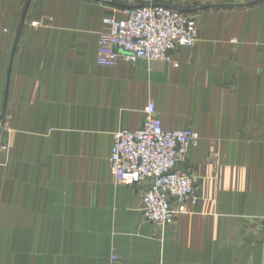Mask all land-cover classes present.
<instances>
[{
  "label": "crops",
  "instance_id": "0c3cea01",
  "mask_svg": "<svg viewBox=\"0 0 264 264\" xmlns=\"http://www.w3.org/2000/svg\"><path fill=\"white\" fill-rule=\"evenodd\" d=\"M253 1L167 0L195 13L194 44L106 67L104 18L126 4L0 0V264H264V1L195 10ZM148 102L199 134L182 164L197 201L164 226L110 173L113 133Z\"/></svg>",
  "mask_w": 264,
  "mask_h": 264
},
{
  "label": "built area",
  "instance_id": "2783aa9c",
  "mask_svg": "<svg viewBox=\"0 0 264 264\" xmlns=\"http://www.w3.org/2000/svg\"><path fill=\"white\" fill-rule=\"evenodd\" d=\"M100 1L127 6L125 18H104L108 30L98 38L96 62L100 66L113 67L139 58L170 62L178 46L195 42L194 14L174 9L167 0ZM144 113L137 129L113 133L110 173L116 182L140 188L142 220L164 226L172 224L177 214L187 213L197 201L194 179L182 164L199 134L188 127L164 129L152 102ZM258 230L264 239V215ZM110 264H120L116 255L110 257Z\"/></svg>",
  "mask_w": 264,
  "mask_h": 264
},
{
  "label": "water",
  "instance_id": "95a60500",
  "mask_svg": "<svg viewBox=\"0 0 264 264\" xmlns=\"http://www.w3.org/2000/svg\"><path fill=\"white\" fill-rule=\"evenodd\" d=\"M260 1H264V0H255L253 2L240 3V4H235V3H215V4H207V5H204V6L197 7V8H195V10L203 9V8H206V7L246 6V5H250V4L254 3V2H260ZM174 9H177V8H174ZM178 10H183V11H187V12L188 11H192V10H184V9H178ZM24 14H25V12H24ZM24 14H23V17H24ZM19 31H20V28L18 29V32L16 34L15 42H14L12 51L15 48V44H16V41H17V38H18V35H19ZM3 118H4V108H3V111L0 114V122H2Z\"/></svg>",
  "mask_w": 264,
  "mask_h": 264
},
{
  "label": "rangeland",
  "instance_id": "374dc122",
  "mask_svg": "<svg viewBox=\"0 0 264 264\" xmlns=\"http://www.w3.org/2000/svg\"><path fill=\"white\" fill-rule=\"evenodd\" d=\"M194 15H195V13H194ZM195 20H196V17H195ZM3 146H4V144H3V142H2V148H1V151L4 150Z\"/></svg>",
  "mask_w": 264,
  "mask_h": 264
}]
</instances>
